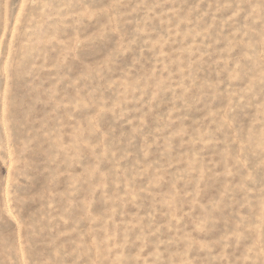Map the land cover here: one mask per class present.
<instances>
[{"label":"rangeland","instance_id":"rangeland-1","mask_svg":"<svg viewBox=\"0 0 264 264\" xmlns=\"http://www.w3.org/2000/svg\"><path fill=\"white\" fill-rule=\"evenodd\" d=\"M0 264H264V0H0Z\"/></svg>","mask_w":264,"mask_h":264}]
</instances>
